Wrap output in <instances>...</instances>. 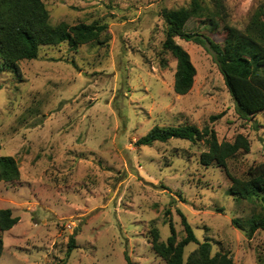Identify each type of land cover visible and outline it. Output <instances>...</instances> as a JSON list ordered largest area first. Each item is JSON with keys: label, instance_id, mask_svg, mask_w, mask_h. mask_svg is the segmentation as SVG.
Returning <instances> with one entry per match:
<instances>
[{"label": "rangeland", "instance_id": "1", "mask_svg": "<svg viewBox=\"0 0 264 264\" xmlns=\"http://www.w3.org/2000/svg\"><path fill=\"white\" fill-rule=\"evenodd\" d=\"M43 2L53 25L97 22L108 32L78 50L67 43L42 47L36 60L20 62L19 72L0 60V158L14 157L21 173L0 183V209L20 219L3 234L0 264H127L126 256L132 264H166L153 252L150 233L157 228L166 242L172 222L183 239L177 210L199 242L212 244V256L264 264V231L249 239L233 224L246 229L264 209L236 201L228 176L246 179L264 163V112L241 119L212 56L180 38L197 74L187 95L173 90L177 62L163 50V12L192 0ZM223 4L224 18L213 27L193 18L187 32L223 46L225 26L244 31L264 0ZM184 125H209L221 143L243 135L250 152L221 168L200 163L203 141L136 144L156 127ZM71 238L76 248L67 255ZM197 248L186 247L185 264Z\"/></svg>", "mask_w": 264, "mask_h": 264}, {"label": "trees", "instance_id": "2", "mask_svg": "<svg viewBox=\"0 0 264 264\" xmlns=\"http://www.w3.org/2000/svg\"><path fill=\"white\" fill-rule=\"evenodd\" d=\"M223 0H192L190 6L165 10L166 37L163 50L176 60L173 90L177 95H187L193 88L196 68L189 53L176 42V38L192 42L208 52L224 78L228 92L236 104L238 116L247 121L264 112V4L252 16L244 31L225 26L228 31L221 46L201 32H187L186 26L193 18H205L206 29L214 26L215 19L224 18ZM108 26L99 23H80L70 26L67 23L53 25L49 11L43 0H0V60L5 68L19 72L22 61L36 60L45 46H59L67 43L73 50L101 41L107 34ZM108 38V37H106ZM223 115L210 117L214 123ZM171 139L188 140L192 143L203 141L206 151L200 156L204 166L216 164L226 168L227 163L240 152L249 153L250 141L239 135L234 142H219L216 131L206 125L200 130L194 125L179 127H156L137 141V146H151L155 142H168ZM1 148V147H0ZM17 160L12 156L0 158V183H13L20 179ZM231 180L229 194L236 201L262 205L264 209V163L252 167L246 179L228 175ZM184 228V238L178 240L176 229L170 222V236L160 242L157 228L151 230L152 250L166 264H185L186 247L196 243L198 248L191 254L186 264H234L233 259L224 253L212 256V244L199 242L194 230L181 210H177ZM169 214V211L167 212ZM253 215L244 229L238 221H233L251 239L257 231H264V216ZM20 219L14 217L11 209H0V259L4 249L3 234L12 230ZM76 248L74 238L69 241L67 255ZM127 264H132L126 256ZM62 264H67L63 261Z\"/></svg>", "mask_w": 264, "mask_h": 264}]
</instances>
